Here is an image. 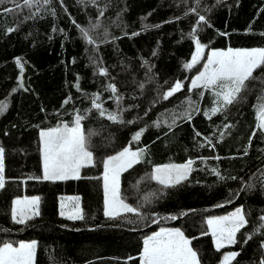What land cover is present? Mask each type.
<instances>
[{
	"label": "trees",
	"instance_id": "16d2710c",
	"mask_svg": "<svg viewBox=\"0 0 264 264\" xmlns=\"http://www.w3.org/2000/svg\"><path fill=\"white\" fill-rule=\"evenodd\" d=\"M198 15L208 20L198 32L207 50L264 47V0L0 3V101L8 103L0 114L6 180L0 190V244L36 240L35 264H139L143 239L168 227L192 240L201 264H221L228 251L240 253L232 264H261L264 132L256 125L264 67L233 104L212 114V93L190 90L203 60L191 70L184 68L195 52L188 34ZM81 28L89 30L94 43L87 42ZM176 81L183 89L163 99ZM109 84L116 85L119 100ZM93 94L124 123L108 120L107 113L100 117L91 105ZM77 113L85 116L82 127L93 164L81 169L79 179L43 180L39 132L71 124ZM140 129H146L140 140L132 141ZM125 146L146 149L143 160L121 174L120 184L121 196L140 214L111 219L104 215L103 161ZM190 159L192 171L180 184L164 187L151 179L156 166ZM36 195L39 215L27 224L15 223L13 201ZM65 195L80 197L83 220L60 215ZM240 206L249 223L237 234V244L217 250L211 234H203L207 219Z\"/></svg>",
	"mask_w": 264,
	"mask_h": 264
},
{
	"label": "snow or ice",
	"instance_id": "6c2138e0",
	"mask_svg": "<svg viewBox=\"0 0 264 264\" xmlns=\"http://www.w3.org/2000/svg\"><path fill=\"white\" fill-rule=\"evenodd\" d=\"M4 0H0L3 3ZM29 0H25L28 3ZM47 2V0H45ZM5 12L10 9L5 8ZM193 12L196 9H192ZM102 15V13H101ZM208 24L204 15H198L196 26L188 34L194 41L195 52L191 56L190 62L184 64V68L191 70L204 59V49L206 45L198 38V32L201 30L200 25ZM11 31V29L9 30ZM88 43H94L89 30L80 29ZM133 35H136L135 33ZM16 63L23 68L21 58H17ZM264 67V47L251 49H233L211 50L203 63L202 70L191 79V89H203L211 92L215 98V106L211 109L212 114L224 111L227 106L233 104L239 95L247 90L248 83L256 77L254 73ZM102 75H107L106 69L100 68ZM20 87L24 85L21 82ZM78 87V85H77ZM108 89L115 95L117 100L120 97L117 94L115 84H109ZM142 87V86H141ZM184 85L181 81H176L162 96L163 99L172 97L175 93L181 91ZM15 91V89H13ZM202 94V93H201ZM91 101L92 108L99 112L100 117H105L112 122L124 123L119 113L108 112L98 102L99 95L93 94ZM261 103L258 105V124L256 127L264 132V97L260 98ZM71 97L67 98L64 103H70ZM8 103L0 101V114L7 111ZM208 115V113H205ZM185 118L190 120L192 117L186 113ZM84 115L77 113L69 124L61 122L55 127L42 129L39 132L41 143L42 179L47 181H64L69 179H79L81 169L92 165L94 162V153L91 150L89 136L86 135L82 127ZM128 123H131L129 121ZM175 123V121H173ZM146 129H140L131 137L132 141H139ZM197 136L200 133H196ZM256 135L253 132V136ZM208 143L212 141L209 138ZM251 143V138H250ZM146 149L140 148L132 150L125 146L115 155L108 156L103 161L104 167V215L111 219L120 218L122 214L134 213L139 215V207L132 206L126 202V198L121 196V174L133 168L140 163L145 156ZM218 158V157H217ZM194 161L188 160L183 165H163L156 166L151 174V179L157 181L164 187H170L180 184L192 171ZM216 175H220L215 169ZM222 178V177H221ZM5 149L0 146V190L5 188ZM75 201L74 207L66 210L65 205H60V215L66 216L69 220H83L84 214L79 205V197L70 198ZM39 197L16 198L13 201L11 211L12 220L17 224H27L34 216L39 215ZM173 216L171 219H176ZM261 221H264L262 216ZM208 231L213 237L217 250L223 249L226 245H235L238 243L237 234L244 229L249 220L243 206L225 216L209 217L206 221ZM264 227V225H261ZM259 229H257L258 231ZM251 236H248L250 239ZM247 243V239L245 240ZM192 240L185 236L179 228H163L151 233L143 239V249L139 254V264H201L198 252L191 246ZM37 251V241L19 242L14 246L11 242L0 244V264H34ZM239 252L228 251L224 253L222 264H232L239 255ZM129 259H133L129 257ZM264 264V260L261 261Z\"/></svg>",
	"mask_w": 264,
	"mask_h": 264
},
{
	"label": "rangeland",
	"instance_id": "374dc122",
	"mask_svg": "<svg viewBox=\"0 0 264 264\" xmlns=\"http://www.w3.org/2000/svg\"><path fill=\"white\" fill-rule=\"evenodd\" d=\"M258 48V47H257ZM234 49V48H233ZM236 49H240V48H236ZM246 49H251V48H246ZM211 50H213V49H209V50H207L206 48L204 49V59H202L203 60V63L206 61V58H207V55H208V53L211 51ZM216 50H222V49H216ZM202 67H203V65H202ZM201 70H202V68H201ZM199 72V71H198ZM198 74V73H197ZM196 74V75H197ZM195 75V76H196ZM194 76V77H195ZM193 77V78H194ZM191 85V84H190ZM113 155V154H112ZM171 165H178V164H171ZM87 167V166H86ZM25 197H28V198H31V197H39V196H25ZM73 197H79V196H76V195H65V196H63L62 198H61V203H63L64 205H65V208H66V210H69V209H71L72 207H74V205H75V201L74 200H72V199H70V198H73ZM18 198H24V196L23 197H18ZM80 198V197H79ZM79 205H81V201L79 200ZM103 206H104V204H103ZM81 208V207H80ZM81 210H82V208H81ZM235 210V209H234ZM234 210H232L231 212H233ZM231 212H229V213H231ZM229 213H226V214H223V215H219L218 214V216H213V217H220V216H225V215H227V214H229ZM164 228H168V227H164ZM160 229V228H159ZM155 232V231H154ZM213 240V239H212ZM19 242H21V241H19ZM19 242L17 243V244H13L14 246H18V244H19ZM23 242H30V241H23ZM214 244H215V242H214ZM226 246H229V245H226ZM34 264H35V261H34ZM221 264H222V262H221Z\"/></svg>",
	"mask_w": 264,
	"mask_h": 264
}]
</instances>
